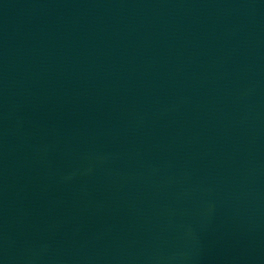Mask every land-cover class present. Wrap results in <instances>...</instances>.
<instances>
[{
  "label": "water",
  "instance_id": "obj_1",
  "mask_svg": "<svg viewBox=\"0 0 264 264\" xmlns=\"http://www.w3.org/2000/svg\"><path fill=\"white\" fill-rule=\"evenodd\" d=\"M0 264H264V0H0Z\"/></svg>",
  "mask_w": 264,
  "mask_h": 264
}]
</instances>
